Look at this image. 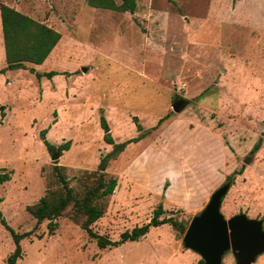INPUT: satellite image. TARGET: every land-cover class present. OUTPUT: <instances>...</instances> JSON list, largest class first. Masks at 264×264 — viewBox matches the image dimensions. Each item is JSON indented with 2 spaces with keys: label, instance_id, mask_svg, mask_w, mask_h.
Instances as JSON below:
<instances>
[{
  "label": "rangeland",
  "instance_id": "obj_1",
  "mask_svg": "<svg viewBox=\"0 0 264 264\" xmlns=\"http://www.w3.org/2000/svg\"><path fill=\"white\" fill-rule=\"evenodd\" d=\"M136 2L129 13L85 0H0L61 33L43 63L0 72V167L11 176L0 185V210L14 231L31 232L16 264H198L201 257L170 224L101 248L66 214L51 232L48 220L37 223L27 210L61 188L54 165L64 166L81 195L84 171L113 148L104 135L132 139L136 122L150 131L109 161L107 177L117 185L94 231L117 240L148 222L159 203L162 216L188 226L228 180L225 218L245 213L264 229V0ZM31 68L58 74L38 78ZM180 99L185 106L174 112ZM14 246L0 222V264ZM221 264H236L234 253L225 252ZM253 264H264V252Z\"/></svg>",
  "mask_w": 264,
  "mask_h": 264
},
{
  "label": "trees",
  "instance_id": "obj_2",
  "mask_svg": "<svg viewBox=\"0 0 264 264\" xmlns=\"http://www.w3.org/2000/svg\"><path fill=\"white\" fill-rule=\"evenodd\" d=\"M85 1L90 7L119 12L134 13L137 7L136 0H119V2L117 0ZM0 21L6 62L5 67L0 69V72L25 68V63L28 62L34 64L43 63L61 38V33L56 29L5 3H0ZM31 71H34V69L31 68ZM34 73L38 78L42 76L51 78L58 74L54 70L42 73L34 71ZM166 117L167 115L161 118L160 121ZM134 119L136 120V118ZM101 121L106 126L103 117ZM136 127L140 131L138 136L122 142L115 143L110 133L104 135L105 141L113 144V148L100 158L95 170L84 171L85 186L81 195L74 192L69 185L67 177L62 172L64 166L54 165L53 169L58 182L61 184V188L56 190L48 189L36 203L27 206V210L36 219L37 223L48 220V229L52 232L56 225L54 220L66 214L89 237L94 238L97 245L101 248L108 245H118L126 241L138 240L149 232L151 227H157L162 224H170L183 234L187 225L172 216H162L166 210L161 203L153 210L148 222L123 231L117 240H110L92 228V224L104 213L105 199L113 193L117 185L115 177H107L106 168L109 161L116 159L129 143L139 141L150 131V128L144 130L143 126L138 122H136ZM44 135L45 130L41 133V139L45 147L48 150L55 148ZM69 144L70 142L67 141L57 146V148L62 151L67 149ZM258 148L259 143L253 146L252 151L254 152ZM240 171L242 170L240 169ZM10 177V171L0 167V185L10 180ZM0 222L11 233L15 245L13 252L7 257V264H16L17 260L22 256L21 240L28 237L31 232L18 233L14 231L5 221L1 210ZM198 264H204L203 260L200 259Z\"/></svg>",
  "mask_w": 264,
  "mask_h": 264
},
{
  "label": "water",
  "instance_id": "obj_3",
  "mask_svg": "<svg viewBox=\"0 0 264 264\" xmlns=\"http://www.w3.org/2000/svg\"><path fill=\"white\" fill-rule=\"evenodd\" d=\"M184 106L185 101L180 99L174 101L172 109L179 112ZM108 130V127L104 128V131ZM58 156V151H54L51 159ZM230 187L231 181L228 180L216 188L206 205L192 217L183 234L184 247L197 253L204 264H221L227 251L234 253L236 264H253L264 252L262 219L250 218L245 213L225 218L221 212L222 200Z\"/></svg>",
  "mask_w": 264,
  "mask_h": 264
},
{
  "label": "crops",
  "instance_id": "obj_4",
  "mask_svg": "<svg viewBox=\"0 0 264 264\" xmlns=\"http://www.w3.org/2000/svg\"><path fill=\"white\" fill-rule=\"evenodd\" d=\"M12 7H13V6H12ZM17 10H18V9H17ZM51 52H52V51H51ZM46 59H47V58H46ZM46 59H45V60H46ZM28 63H29V62H28ZM30 64L35 65V66L37 65V64H34V63H30Z\"/></svg>",
  "mask_w": 264,
  "mask_h": 264
}]
</instances>
